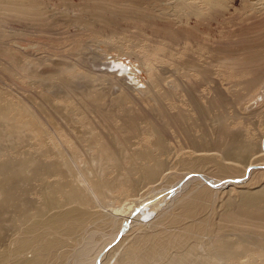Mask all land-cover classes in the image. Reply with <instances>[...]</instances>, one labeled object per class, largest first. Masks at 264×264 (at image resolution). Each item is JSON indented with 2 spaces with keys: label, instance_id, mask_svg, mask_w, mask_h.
<instances>
[{
  "label": "rangeland",
  "instance_id": "374dc122",
  "mask_svg": "<svg viewBox=\"0 0 264 264\" xmlns=\"http://www.w3.org/2000/svg\"><path fill=\"white\" fill-rule=\"evenodd\" d=\"M0 1V113L5 107H24L33 116L32 122L18 120L9 114L6 119L0 117V156L8 152L12 169L18 172V181L13 189L17 200L7 207L11 213L20 211L18 205L32 203L39 206L44 200L51 199L61 209L75 207L79 212L109 213L110 218L118 219L122 213L123 216L128 215L124 211L128 212L126 209L131 204L135 211L139 201L145 197L169 194V181L159 179L133 195L128 190L127 180L135 178V175L125 170L128 167H114L113 161L99 154L102 145L112 144V150L109 149L116 159L152 152L149 153L152 157L164 160V155L159 156L154 151V137L149 135L150 129L155 127L162 133L167 152L173 149V137L169 131L164 132L163 122H158L156 115L165 108L164 113H174L181 98L166 99L164 106H158L154 91L160 95L165 90L178 94L180 87L189 95L198 97V100H193L198 101V107L204 112L201 122H207L208 131L216 125L220 127L219 122H223L224 132L236 134L241 140L252 135L255 142L262 143L264 0ZM121 69L122 75L119 73ZM98 70L110 74L102 76ZM91 71H96L94 76ZM88 92H96L98 96L83 100L82 95ZM201 96H205L206 100ZM67 98L72 100L71 104L66 102ZM217 99L223 102L222 105L209 112L206 102H216ZM180 107L187 111L186 114L193 115L188 106ZM114 113L118 117L116 122H112ZM136 113L141 114L143 119L136 117L138 119L134 120L132 129L123 130L124 126L116 125L127 122V118ZM43 116L52 120L54 126ZM53 116L58 119L57 122ZM151 118L154 122H147ZM14 124L18 125L17 129H12ZM55 139L66 142V146H58ZM81 140L84 142L81 143ZM80 143L83 158L79 173H69L55 164L53 174L33 180L36 174L32 165L41 161L46 166L47 152L56 154L55 161L60 162L65 160L68 149L77 154ZM118 144L120 147L115 150ZM86 154L91 157H86ZM182 156L184 158L178 156L176 159H189L187 155ZM101 159L105 161L99 166H91V162ZM23 160H29L31 165L20 167ZM250 162L244 168L264 166V162L253 159ZM242 169L243 166L240 174L231 179L245 176ZM169 174L172 176L168 179L175 184L184 173L176 168ZM82 178H90L103 185L104 194L100 197L104 205L102 209L96 208L89 200V194L81 189ZM246 189L264 191V176ZM211 190L215 189L211 187ZM241 190L229 188L221 191L216 204H212L208 194L198 215L189 219L176 216L179 226L176 230L183 244L173 251L169 250L168 258L185 259L190 264H264V227L239 231L237 226L221 220L227 196L235 197ZM6 217H0L2 232L13 237L15 234L33 237L34 234L25 229L27 224H11L7 221H14ZM251 224L262 226L264 220H254ZM76 228L71 231V236L68 235V243L58 245L47 263L74 264L73 258L69 260L72 252L66 254L65 247L72 243L71 239L82 238L89 230L99 227L93 226L87 231L80 226ZM150 229L161 235L169 231L156 227ZM98 231L105 232L101 228L92 232ZM134 233L127 240H133ZM94 237L89 254L93 253V249L96 251V245L99 247L105 239L104 235ZM119 247L120 257L134 255L129 245ZM219 247L231 250L243 247L249 251V257L234 255V260L217 261L213 258L214 249ZM38 248L41 247L36 245L31 251ZM106 251L104 256H94L93 261L105 258ZM15 257L11 256L4 264L14 261Z\"/></svg>",
  "mask_w": 264,
  "mask_h": 264
},
{
  "label": "bare ground",
  "instance_id": "6f19581e",
  "mask_svg": "<svg viewBox=\"0 0 264 264\" xmlns=\"http://www.w3.org/2000/svg\"><path fill=\"white\" fill-rule=\"evenodd\" d=\"M0 4L2 5L1 1ZM106 66L108 68V65ZM98 72L100 71L98 70ZM92 73L93 74L91 75L94 76L96 71ZM104 73L107 74L106 72ZM104 73L100 72L102 76H105ZM119 73L122 75L123 70L121 69ZM109 74L110 73L107 75ZM120 75L118 77H120ZM96 76L97 78L100 77V75ZM116 81L117 79L115 80V83ZM128 81L131 83V80ZM252 83L253 80L251 81V84ZM178 88L180 92L178 94H174L166 90L163 91V93L161 92V95L156 91L153 92L155 96V103L158 104V106H164L166 99L170 100L177 97L179 99L181 98V100L178 101L179 108L177 106V110L174 113H164V111L167 110V108H165L163 110L160 109L158 111V115H156L158 122H163L162 125L164 127V132L169 131L171 133L170 135L173 137L172 144L174 148L167 152L164 139H162V133L155 129V127H151L150 129L149 135L154 137V151L157 152L159 156L164 155V160H158L152 157L150 155L152 152H149L150 154L143 152L139 155L135 153L122 159H116L113 151L112 154L110 151V149L112 150V144H105L100 147L99 154L107 157V160L113 161L114 167H128L125 170L135 175V178L132 179V177H129L127 180L128 190H130L133 195H135L137 191H139L144 186L153 184L155 181L157 183V180L159 179L163 180L164 182L169 181L167 182V185L171 186V192L168 191L169 194L164 193L163 195L161 194L159 197L156 196L155 198L145 197L146 199L139 201V206L135 211L132 208L134 205L131 204L130 208L126 209L128 212L124 211V213H127L128 215L123 216L122 213L118 219L110 218L109 213H89L85 211L79 212L75 207L61 209V206L56 204L51 199L44 200V202L39 206H34L32 203H30V205H18L17 207L20 208V211L11 213L7 207H9L10 203L17 200V194L13 191V189L15 183L18 181V172L12 169L13 164L10 163L11 160L9 159L8 152H6V154L3 153L0 156V158L3 159V161L0 162V217H6V215H8L6 218L10 221H14H7L11 224H27L25 229L34 235L33 237L28 238L25 235L20 237L15 234L13 237L12 235H7L2 232V230H0V264L6 263L7 260L14 255H16L15 260L9 264H49L47 263L48 258L54 255L52 253L56 251L58 245H64L68 243V235H70L71 231L79 226L83 228V231L84 229L87 231L91 227L97 226L99 228H95V230H100L101 228L102 231L108 233L101 231L92 232L95 230L91 229L89 230L90 232L82 238L79 237L75 240L71 239L72 243H69V245L65 247V250L66 254L70 251L72 252L69 260H71L70 258H73L74 264H151L152 262L158 264H190L185 259L175 260L171 257L168 258L169 250L172 249L173 251L183 244L182 240L178 236V230H176L179 229V226L177 225L175 217L179 216L189 219L195 215H198L202 211L203 207L201 205L208 198V194H210L209 197L211 196L212 204H216L218 193L229 188L242 189V192L236 194L235 197H231L230 194L227 196L228 198L225 203L226 210L223 216H221L222 222L237 226L239 231H249L251 228H263L264 225H252L251 222L254 220L260 222L264 220V191L255 190L252 192L247 190L246 187L248 188V186L253 181L256 182L264 176V166H251L250 164V168L247 169L244 167L251 163L250 159L255 160V162H264V155H262L264 154V137L261 139V144L255 142L252 135L248 137L245 136V139L241 140L236 134L224 132V129L222 128L223 122H219V124H221L220 127L216 125L214 127L215 130L211 128V130L208 131L206 125L207 122H201L204 112H201L200 108L198 107V101L196 103V101L193 100V98H197L195 100H198V97H193L185 90H182L180 87ZM96 92L85 93L82 95V99H95V97L98 96ZM121 94H123L124 97L127 96L124 93ZM126 98L129 97L127 96ZM55 99L56 98H54V100ZM201 99L206 100L205 96H201ZM66 102L71 104L72 100L68 99ZM203 103H207L209 105L208 110L211 112L213 108L220 107L223 102L217 99L216 102L211 101ZM180 105L188 106L193 115L189 113L186 114L185 112L187 111H183ZM200 105L204 107L203 104ZM7 114L11 115L13 118H17L18 120L24 119L26 122H32L33 118L32 114H29L28 110L24 109V107H5L0 113V117L6 119L8 116ZM49 115H46L48 119L50 118L48 117ZM140 116L142 115L137 113L133 114L131 117L127 118V122H119L116 125L118 127L124 126L123 130L132 129L135 121L138 119L136 117ZM43 117L47 119L45 116ZM116 118H118L117 113H114L112 116V122H116ZM104 119L106 120V118ZM55 120L57 122L58 119L55 118ZM48 121H51L50 124L53 125L52 120ZM147 122L154 121H152L151 118V120ZM185 122L190 123L187 124ZM11 127L12 129H17L18 125L14 124ZM52 130L53 128H51V131ZM10 135H12L11 132ZM52 135L54 136L53 131ZM55 141L60 147L66 146V142L61 143L57 139H55ZM83 142L84 141L81 140V143ZM81 143L77 146V154H74L73 152L71 153L68 149L65 151V154H67L65 160H61L60 162L55 161V159H57L56 154L53 152H47L46 158L48 160L45 159L46 166L45 164H41V161L32 165L33 172L36 174L33 176V180L47 174H53V171L55 170V164L64 167V169L69 173H79L81 170V157L83 158V156L80 154V150L82 149ZM118 147H120L119 144L117 147H115V150L118 149ZM182 155L189 156V159H176L178 156L183 157ZM86 157L91 156L86 154ZM28 161L29 160H23L20 162L19 166L24 167L31 165V162ZM104 161V159L93 161L91 162V166L97 167ZM40 165H44V167L42 168L41 166L40 168ZM242 166V173L244 172L245 176L243 175L237 180L231 179L234 176L240 174ZM176 168H178L184 174L181 176V180H179V182L171 184V180H169L168 177L172 175H170L169 172H174V169ZM219 179H221V181ZM163 181H161L162 184ZM81 183V189L83 191L85 190V192L89 194V200H91V202L96 205V208L102 209L104 205H102L100 197L104 194L103 185L98 181H93L90 178H82ZM239 186L241 188H239ZM211 187L215 190H211ZM184 188H186V190L180 196H177L184 190ZM85 200V202H89V200ZM0 221L2 220L0 219ZM155 227L156 229L163 228L164 230L169 231H167V233L164 235L156 233L155 231H150V228ZM211 228H213V225ZM129 229L132 230H130L127 235H124ZM133 230H135V233ZM132 231L135 234V237L133 240H127L128 237L132 236ZM89 234L90 236L88 238ZM97 234L101 236L104 235L103 239L105 238V241L103 240V243L99 245V247H97L98 244L96 245V251L93 249L95 251H93L94 254H89V252H92L90 247L93 248V246L90 245L94 243V236H98ZM123 235L127 237H124ZM98 240L99 238L97 241ZM107 243H109L108 245L110 246H107ZM36 245H39L41 248L31 251V249H33V247ZM127 245H129L134 251V255L131 257H120L121 247L119 246ZM84 250L88 252H84ZM105 251L107 254L105 258L98 261H93L94 256L100 254L102 255L105 253ZM140 251L142 256H140ZM214 251L215 257L213 258L217 261L226 262V260H234V255L243 256V258L249 257V251L243 247H237L233 250L227 247H219L214 249ZM86 253H88V255H85ZM102 256H104V254ZM243 264H247V262Z\"/></svg>",
  "mask_w": 264,
  "mask_h": 264
}]
</instances>
